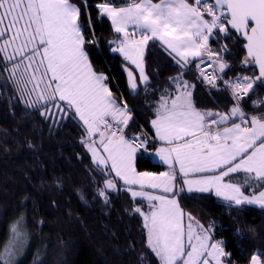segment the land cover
Instances as JSON below:
<instances>
[{"label":"snow or ice","instance_id":"snow-or-ice-1","mask_svg":"<svg viewBox=\"0 0 264 264\" xmlns=\"http://www.w3.org/2000/svg\"><path fill=\"white\" fill-rule=\"evenodd\" d=\"M152 48L175 75L160 81L149 71ZM93 53L120 60L129 96L155 97L147 126L134 127L135 109ZM0 81L22 119L34 117L49 133L78 131L93 202L109 207L128 197L124 212L140 223L142 251L135 242L125 251L138 264H264V244L242 247L255 229H228L237 259L216 238L214 219L182 206L214 198L233 223L253 208L264 214V0H0ZM154 164L163 170H140ZM28 238L22 213L9 225L0 264H19ZM40 256L34 264H44Z\"/></svg>","mask_w":264,"mask_h":264},{"label":"trees","instance_id":"trees-1","mask_svg":"<svg viewBox=\"0 0 264 264\" xmlns=\"http://www.w3.org/2000/svg\"><path fill=\"white\" fill-rule=\"evenodd\" d=\"M97 31H101V26H97ZM102 32L108 39L112 38L108 22L102 26ZM93 59L98 70L114 77L113 91H116V85H120L117 94L123 93L135 109L134 127L147 126L146 121L151 118L147 105L155 97H145L143 90L135 97L128 95L119 59H113L108 53H93ZM147 65L150 72H159L160 81L176 74V68L169 65L158 48L149 50ZM198 96L203 104L212 106V98L204 90H200ZM12 98L10 85L0 81V249L7 238L10 223L23 213L29 239L19 264H34L37 252L44 264H138L136 253H127L125 249L135 242L136 251H142L140 223L124 212L128 206L127 196L113 197L109 207L92 201L94 185L87 171L90 158L83 157V163L78 158L77 154L83 151L78 144V131L65 126L53 128L49 133L48 127L34 117L22 119L20 106L10 108L9 99ZM27 140L37 145L35 151L27 148ZM162 169L155 164L140 166V170ZM57 178L61 182L59 188L54 183ZM80 192L86 194L87 203L81 200ZM182 206L185 211L202 217L205 223L214 219L218 225L216 238L228 241V250L234 253V258L239 259L241 255L235 247L239 242L233 240L228 229H255L257 236L245 232L242 247L264 244V214L258 209L241 213L239 220L233 223L214 198L182 201ZM69 212L72 213L71 219ZM61 238L63 245L60 244Z\"/></svg>","mask_w":264,"mask_h":264},{"label":"crops","instance_id":"crops-1","mask_svg":"<svg viewBox=\"0 0 264 264\" xmlns=\"http://www.w3.org/2000/svg\"><path fill=\"white\" fill-rule=\"evenodd\" d=\"M163 170V169H162Z\"/></svg>","mask_w":264,"mask_h":264},{"label":"rangeland","instance_id":"rangeland-1","mask_svg":"<svg viewBox=\"0 0 264 264\" xmlns=\"http://www.w3.org/2000/svg\"><path fill=\"white\" fill-rule=\"evenodd\" d=\"M29 239V238H28Z\"/></svg>","mask_w":264,"mask_h":264}]
</instances>
